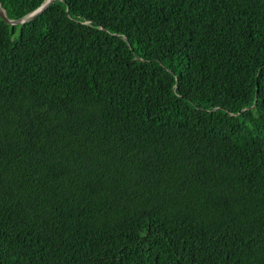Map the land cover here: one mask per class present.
<instances>
[{
    "label": "trees",
    "instance_id": "trees-1",
    "mask_svg": "<svg viewBox=\"0 0 264 264\" xmlns=\"http://www.w3.org/2000/svg\"><path fill=\"white\" fill-rule=\"evenodd\" d=\"M0 264H264V0L0 18Z\"/></svg>",
    "mask_w": 264,
    "mask_h": 264
},
{
    "label": "water",
    "instance_id": "water-1",
    "mask_svg": "<svg viewBox=\"0 0 264 264\" xmlns=\"http://www.w3.org/2000/svg\"><path fill=\"white\" fill-rule=\"evenodd\" d=\"M55 0H45L39 8L35 9L33 12H31L29 15L25 16L23 19L14 20V19H8L5 11L0 5V18L6 22L9 25H16V24H23L25 22H30L34 20L39 14L44 12Z\"/></svg>",
    "mask_w": 264,
    "mask_h": 264
},
{
    "label": "bare ground",
    "instance_id": "bare-ground-1",
    "mask_svg": "<svg viewBox=\"0 0 264 264\" xmlns=\"http://www.w3.org/2000/svg\"><path fill=\"white\" fill-rule=\"evenodd\" d=\"M39 7H40V6H39ZM39 7H38V8H39ZM33 11H34V10H33ZM33 11H32V12H33ZM30 13H31V12H30ZM30 13L26 14L25 16L29 15ZM25 16H23L21 19H23ZM14 20H19V19H14ZM25 23H26V22H25ZM23 24H24V23H23ZM16 25H19V24H16Z\"/></svg>",
    "mask_w": 264,
    "mask_h": 264
}]
</instances>
